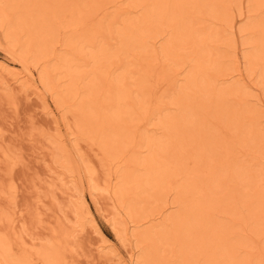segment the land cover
I'll return each instance as SVG.
<instances>
[{
    "label": "bare ground",
    "instance_id": "obj_1",
    "mask_svg": "<svg viewBox=\"0 0 264 264\" xmlns=\"http://www.w3.org/2000/svg\"><path fill=\"white\" fill-rule=\"evenodd\" d=\"M247 4L239 32L249 37L240 57L234 22L242 0H0L5 42L25 61H51L39 75L45 91L27 68L15 73L16 81L38 95L56 91V103L73 108L78 134L98 147L103 160H123L110 192L131 212L135 232L129 237L143 246L133 264H264V168L247 160L251 148L253 160H264L262 114L251 105L247 87L233 80L257 73L253 85L264 82V0ZM110 6L115 8L108 13ZM60 27L70 31L62 42ZM57 43L62 56L54 55ZM60 63L63 75L74 79L65 91L53 80L59 75L52 67ZM85 64L90 70L80 74L67 70ZM147 114V126L160 136L137 132ZM76 150L65 149L63 162L67 176L82 186ZM87 170L91 198L108 193L109 182L100 188ZM74 191L77 206L88 209L83 190L75 185ZM171 208L176 211L152 224ZM59 220L61 237L65 224ZM14 238L0 232L8 264H33L34 258L62 264L53 240L23 246L18 255L12 245L21 243ZM253 238L261 247L252 248Z\"/></svg>",
    "mask_w": 264,
    "mask_h": 264
},
{
    "label": "rangeland",
    "instance_id": "obj_2",
    "mask_svg": "<svg viewBox=\"0 0 264 264\" xmlns=\"http://www.w3.org/2000/svg\"><path fill=\"white\" fill-rule=\"evenodd\" d=\"M246 5H248L247 0H242V15L235 16L234 22L236 54L240 57L247 47L241 43L249 37L246 36L248 33L239 32L241 26H246L249 15L248 13L243 14L247 10ZM111 6L107 10L108 13L114 11L115 7ZM111 8L113 9L111 10ZM97 19L98 17L90 25L94 21L96 22ZM87 26H89V23ZM2 30L0 27V216L1 213L3 214L0 221V232L6 235L10 234L13 238L16 237L13 241H20L21 246L16 245V242H12V244L14 243L12 245L13 252L18 255L24 247L30 249L33 245L37 247L46 241L53 240L52 242L57 243V248L62 250L58 249L63 256V258L60 257V259H63V261L61 260L62 264H118L119 259L123 264H133L138 255V257L142 256L143 246H137L134 239L129 237L135 232V228H133L135 226L128 220L131 212L127 209L126 204H120V201L110 192L117 183L118 172L125 167L122 165L123 160L116 161V164L115 161L110 163L111 161L109 162L106 159L108 161L106 166H109V168L103 166V162L105 164L106 161L103 160L104 156L98 147L78 134V131H81V122L77 114L73 112V108L60 107L56 103V101H59L56 91L38 95L29 86H21L20 80L16 81L18 77L15 73L24 71L23 69L27 68L34 79L38 81L40 91H45L43 85L39 83V75L41 69L50 64L51 61H43L41 66V63L36 65L33 60L31 62L23 60L19 55L18 48L5 42L4 31L2 32ZM68 30L60 27L57 34L59 42H62L67 33H70ZM57 45L58 43L54 47V55L60 53L62 56V48ZM55 51H57L56 54ZM86 65L76 66L77 68L73 66L67 70H73V73L80 74L82 70H90V64ZM230 66L233 67V65ZM52 68L55 71L53 74L58 73L60 78L53 75L54 83L57 82V86L59 85V91H65L74 79L70 75L68 77L63 75L66 67L61 63ZM256 74L253 73L252 76L255 77ZM252 76L249 78L243 73L241 78L236 77L233 80L241 81L236 83H243L249 94L253 95L250 97V103L254 109L257 108L260 111L259 113L262 114H259L262 120L259 121H261L260 125L264 127V82L262 83L263 86L257 88L253 85L251 78H255ZM183 77L182 74L178 79H183ZM87 79H79L77 83L81 80L79 84L82 83L83 85L88 81ZM64 80L65 82H63ZM233 80L232 82H235ZM160 93L156 95H160ZM147 115L146 119L138 125L137 132H144L146 135L149 133V136H160L161 133L158 130L156 131L152 126H147L146 121L149 123V114ZM156 132L158 134H155ZM71 146H75V149L78 150L74 151V155H77L75 162L78 169L81 172L91 169L90 171L95 173L94 178L100 188L102 186L104 188L109 182L108 193L98 192L94 196L95 198H91L92 196H90L87 189V179L84 176L87 175V172L85 174L82 172V186H79L76 176H67L65 173L66 165L63 162L65 158L64 150H70ZM253 150L251 148L252 157L250 156L247 159L249 165L256 164L264 168V160L252 159L256 155ZM143 153L137 158H143L145 155ZM77 157L78 160L80 158V161L77 160ZM121 167L122 169L119 170ZM140 173L144 174V170H141ZM70 181H72L71 184L68 183ZM263 183L259 184L260 189L263 188ZM75 185L83 190L88 209L77 206ZM175 211L174 208L169 209L152 224L160 222L164 216ZM59 218H62L64 220V222L62 220V224H65V227L62 226L64 228L61 237L57 233L59 231ZM125 220L127 224L123 225ZM123 231L125 236L120 240L116 233ZM67 233L71 235L69 239ZM251 243L252 248L254 246L261 247L259 239L253 238ZM1 256L0 252V264H8V261ZM39 260L34 258L31 263L42 264Z\"/></svg>",
    "mask_w": 264,
    "mask_h": 264
}]
</instances>
